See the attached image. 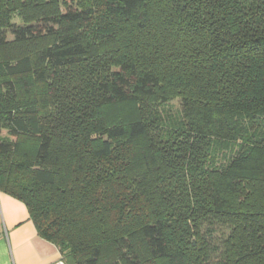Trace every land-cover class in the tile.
<instances>
[{
	"label": "trees",
	"instance_id": "trees-1",
	"mask_svg": "<svg viewBox=\"0 0 264 264\" xmlns=\"http://www.w3.org/2000/svg\"><path fill=\"white\" fill-rule=\"evenodd\" d=\"M0 191L64 264H264V0H0Z\"/></svg>",
	"mask_w": 264,
	"mask_h": 264
},
{
	"label": "crops",
	"instance_id": "crops-1",
	"mask_svg": "<svg viewBox=\"0 0 264 264\" xmlns=\"http://www.w3.org/2000/svg\"><path fill=\"white\" fill-rule=\"evenodd\" d=\"M59 248L41 237L26 204L0 191V264H63Z\"/></svg>",
	"mask_w": 264,
	"mask_h": 264
},
{
	"label": "rangeland",
	"instance_id": "rangeland-1",
	"mask_svg": "<svg viewBox=\"0 0 264 264\" xmlns=\"http://www.w3.org/2000/svg\"><path fill=\"white\" fill-rule=\"evenodd\" d=\"M160 109L161 118L166 125L175 123V121L181 117V101L179 99H174L169 103L162 105Z\"/></svg>",
	"mask_w": 264,
	"mask_h": 264
},
{
	"label": "built area",
	"instance_id": "built-area-1",
	"mask_svg": "<svg viewBox=\"0 0 264 264\" xmlns=\"http://www.w3.org/2000/svg\"><path fill=\"white\" fill-rule=\"evenodd\" d=\"M63 263V262H62ZM64 264V263H63Z\"/></svg>",
	"mask_w": 264,
	"mask_h": 264
}]
</instances>
